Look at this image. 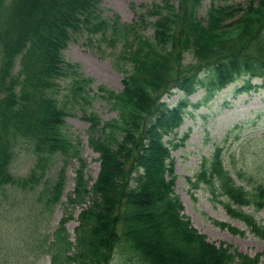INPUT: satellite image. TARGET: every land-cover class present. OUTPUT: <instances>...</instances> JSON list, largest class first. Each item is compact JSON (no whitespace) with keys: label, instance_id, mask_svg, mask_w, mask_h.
Returning a JSON list of instances; mask_svg holds the SVG:
<instances>
[{"label":"trees","instance_id":"16d2710c","mask_svg":"<svg viewBox=\"0 0 264 264\" xmlns=\"http://www.w3.org/2000/svg\"><path fill=\"white\" fill-rule=\"evenodd\" d=\"M204 1L162 0L130 25L119 17H104L99 0H0V191L34 189L54 155L79 156L65 132L66 119L73 114L67 104L84 109L100 97L117 112L103 121L97 113L83 111L90 123V146L100 154V173L89 190L83 165L77 170L68 203L87 204L91 196V204L80 214L74 242L65 226L71 216L62 219L48 247L52 264H111L118 250L141 264H264V253L252 257L207 241L182 214L174 192L171 142L165 137L183 123L187 97L203 89L202 100L194 104L200 106L238 79L249 77L240 90L254 88L255 77L264 81V0L247 5L213 0L218 3L201 17ZM147 26L153 27L152 36L141 33ZM75 35H87L90 42L100 37L108 48L125 42L121 58L130 67L122 91L99 86L91 95L93 80L63 56ZM63 80L70 84L60 99ZM174 89L186 98L170 107L162 98ZM24 143L36 163L28 177H19L13 163ZM207 172L204 165L198 180L214 195L264 209V177L246 190L218 160L210 176ZM64 185L61 171L41 197L50 206L56 204ZM223 204L230 216L264 238V226L254 216L230 202ZM220 225L244 234L227 223Z\"/></svg>","mask_w":264,"mask_h":264},{"label":"rangeland","instance_id":"374dc122","mask_svg":"<svg viewBox=\"0 0 264 264\" xmlns=\"http://www.w3.org/2000/svg\"><path fill=\"white\" fill-rule=\"evenodd\" d=\"M232 3L248 4L251 0H231ZM162 0H99L100 9L106 18L119 17L122 24H132L142 9L161 3ZM215 1L206 0L199 11L201 17ZM216 4L218 1L215 2ZM223 4V3H221ZM154 22L155 18H150ZM145 36H152V26L142 29ZM124 42L114 48H108L100 37L91 42L87 36L75 35L64 50V58L71 63L79 64L83 73L93 79L90 88L95 95L98 87L104 85L109 89L120 91L123 88L124 73L117 69H129L121 58ZM191 57H187V61ZM261 85V79H254L253 84ZM70 80L62 82V99L68 93ZM239 80L219 91L206 105L198 108L189 107L183 125L166 140L183 144L173 149L175 172L177 174L175 192L184 205V213L194 226L204 233L211 242L227 243L242 253L256 256L264 253V238L253 234L245 223L234 219L224 210L221 204L211 199L210 193L202 184L196 189L189 183L194 182L195 174L202 163L212 161L217 150L222 153V160L233 167L250 168L264 163V87L250 92L238 93L241 87ZM204 91L199 90L189 97L192 104L197 103ZM186 98L180 91L165 97L170 107ZM74 114L67 118L66 133L79 149L85 162L84 173L91 188L97 180L100 170V155L89 145L88 131L90 124L83 116L84 110L96 112L102 119L109 120L117 116L111 106L103 99L97 98L91 105L73 106L67 104ZM187 135V136H186ZM17 160L13 171L18 176H26L35 165V155L29 145L18 148ZM81 161L77 156L64 157L55 155L49 162L41 185L29 191L7 190L0 193V264H50L48 253L50 241L59 227L63 216H72L67 224L68 234L75 240V229L79 225L82 206L69 205V196L76 186V170ZM227 164V166H228ZM61 170L65 171V186L60 201L49 206L46 197H41L44 187L50 188L58 178ZM3 194V195H2ZM91 203V196L87 198ZM264 226V210L248 209ZM217 222L230 223L232 227L244 231V234L231 232ZM124 251L118 250L112 264H141L136 256L127 259ZM124 257V259H123Z\"/></svg>","mask_w":264,"mask_h":264}]
</instances>
